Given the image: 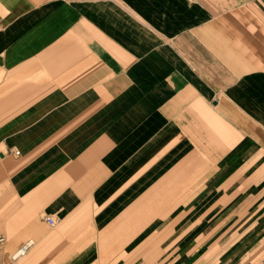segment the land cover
I'll list each match as a JSON object with an SVG mask.
<instances>
[{"label": "crops", "instance_id": "obj_1", "mask_svg": "<svg viewBox=\"0 0 264 264\" xmlns=\"http://www.w3.org/2000/svg\"><path fill=\"white\" fill-rule=\"evenodd\" d=\"M0 233V264H264V0H0Z\"/></svg>", "mask_w": 264, "mask_h": 264}, {"label": "built area", "instance_id": "obj_2", "mask_svg": "<svg viewBox=\"0 0 264 264\" xmlns=\"http://www.w3.org/2000/svg\"><path fill=\"white\" fill-rule=\"evenodd\" d=\"M44 220L50 226H53L55 224L54 219L51 217L45 216ZM5 241H6V236L4 234L0 233V247L5 243ZM28 245H29V243H26L23 246H21L18 250H16L14 253L11 254V258H17V257L22 256L25 253Z\"/></svg>", "mask_w": 264, "mask_h": 264}, {"label": "rangeland", "instance_id": "obj_3", "mask_svg": "<svg viewBox=\"0 0 264 264\" xmlns=\"http://www.w3.org/2000/svg\"><path fill=\"white\" fill-rule=\"evenodd\" d=\"M147 260L149 264H164L166 256L165 251H160L157 248L150 252V257Z\"/></svg>", "mask_w": 264, "mask_h": 264}]
</instances>
